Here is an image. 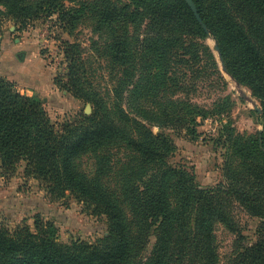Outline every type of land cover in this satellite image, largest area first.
<instances>
[{"label":"trees","instance_id":"16d2710c","mask_svg":"<svg viewBox=\"0 0 264 264\" xmlns=\"http://www.w3.org/2000/svg\"><path fill=\"white\" fill-rule=\"evenodd\" d=\"M65 1L74 0H45L34 9L24 0H0V6L15 20L38 11L63 20L93 13L94 29L109 36L108 54L125 72L124 81L131 77L128 72L142 43L136 48L123 27L145 20L150 31L143 47L145 63L153 59L157 65V72L145 73L155 86L168 78L172 57L192 55L197 61L200 51L214 65L210 52L199 43L210 39L219 49L226 74L260 102L261 131L254 139L225 134L233 159H225V182L207 191L191 175L168 164L174 146L167 136L153 134L125 114L116 92L109 106L81 81L72 45L65 44L67 80L58 87L88 104L90 112L58 128L38 99L20 95L14 83L0 75V169L11 172L25 163L24 174L40 182L53 198L68 192L107 223L106 235L93 244L61 243L55 226L39 218L33 230L25 224L13 231L1 226L0 264H130L149 233L155 235V244L144 264H216L215 224L237 232L228 202L260 220L255 242L233 264H264V0H192L205 30L183 0H130L121 7L99 0L93 7L80 3L71 12L64 11ZM189 38L198 41L188 44ZM185 107L191 123L193 117H207L204 109L186 103ZM112 146L130 153L117 172L118 193L109 192L99 179H88L76 165L81 156L93 154L96 176L104 175L110 160L102 152Z\"/></svg>","mask_w":264,"mask_h":264},{"label":"rangeland","instance_id":"374dc122","mask_svg":"<svg viewBox=\"0 0 264 264\" xmlns=\"http://www.w3.org/2000/svg\"><path fill=\"white\" fill-rule=\"evenodd\" d=\"M24 1L33 9L45 2ZM98 1H65L64 11L71 12L79 8L80 3L93 7ZM108 1L116 7L130 3V0ZM94 25L93 13L89 12L63 20L58 14L38 11L36 16L15 20L7 16L4 7L0 6V40L6 39L11 43L3 56L8 57L14 70L24 68L30 77L25 78V86L14 84L13 89L20 95L38 99L55 128L80 113H89L88 104L58 87L67 80L69 65L64 52L65 44H70L78 61L81 81L87 87L96 91L109 106L116 92L125 114L145 125L153 134H164L171 140L174 151L167 158L171 167L191 175L203 190H213L224 183L225 159H233L229 136L225 134L229 132L244 139L256 138L261 131L262 113L254 110V106L261 110V104L250 90L220 70L212 50L213 41L205 39L199 43L210 52L214 65L207 53L200 51L197 61L192 55H184V59L172 57L168 78L155 86L145 73L157 72L153 59L145 63L143 47L145 37L150 33L146 21L123 27L136 48L142 43V52L138 51L134 56L128 72L131 77L126 81L123 80L125 72L110 60L109 36L96 32ZM197 41L187 39L188 44ZM24 45L31 46L33 51L25 49ZM21 51L29 56L28 60L14 66L11 62L13 56ZM38 58L44 63L42 72ZM185 103L204 109L207 117H193L191 123L192 116ZM102 155L110 160L109 170L104 175L96 176L97 160L93 154L81 156L76 162L77 168L88 179H99L109 192L118 193L117 172L128 162L130 153L122 147L112 146ZM24 168L25 163L21 162L11 172L0 169V227L13 231L16 226L25 224L33 230L34 220L39 218L55 226L57 240L64 244L76 241L93 244L106 235L104 216L93 214L90 208L68 192L61 198H53L40 182L24 174ZM227 209L237 232L215 224L216 264H233L238 254L255 242L260 225V220L247 214L237 203L228 202ZM154 244L155 235L149 233L146 244L144 240L141 250L137 248L130 264H144L151 257Z\"/></svg>","mask_w":264,"mask_h":264},{"label":"crops","instance_id":"0c3cea01","mask_svg":"<svg viewBox=\"0 0 264 264\" xmlns=\"http://www.w3.org/2000/svg\"><path fill=\"white\" fill-rule=\"evenodd\" d=\"M9 44H11L9 40H6V39L0 40V75L5 77L6 79H8L9 81L13 82L16 85L25 86L26 85L25 78H30L28 77L26 70L24 68L14 70L9 62L8 57L3 56V52L8 50L9 48ZM24 48L32 50L31 46L29 45H24ZM28 57L26 56L25 51H21L16 56H13V59L11 62L14 66H17L18 63H20L21 65V63L28 60ZM38 60L41 63L40 72H42V70L44 69V63L42 62L41 59L38 58ZM22 75L24 77H22Z\"/></svg>","mask_w":264,"mask_h":264},{"label":"water","instance_id":"95a60500","mask_svg":"<svg viewBox=\"0 0 264 264\" xmlns=\"http://www.w3.org/2000/svg\"><path fill=\"white\" fill-rule=\"evenodd\" d=\"M186 5L189 7L190 11L192 12V14L194 15L196 21L201 25V27L205 30V26L204 24L202 23L199 15L197 14V11H196V8L192 2V0H183ZM212 50L214 52V54L216 55L217 57V60L219 62V65H220V70L226 74V71H225V68H224V65H223V61H222V58H221V55H220V52H219V49L217 47V45L214 43L213 46H212ZM254 110L258 113L261 112V110L257 107V106H254ZM263 152H264V149H263Z\"/></svg>","mask_w":264,"mask_h":264}]
</instances>
